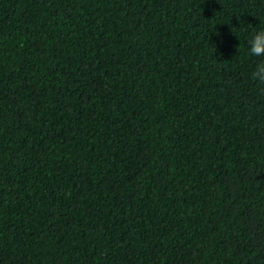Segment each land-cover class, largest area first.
Here are the masks:
<instances>
[{
    "label": "trees",
    "instance_id": "1",
    "mask_svg": "<svg viewBox=\"0 0 264 264\" xmlns=\"http://www.w3.org/2000/svg\"><path fill=\"white\" fill-rule=\"evenodd\" d=\"M261 27L264 0H0V264H264Z\"/></svg>",
    "mask_w": 264,
    "mask_h": 264
},
{
    "label": "clouds",
    "instance_id": "2",
    "mask_svg": "<svg viewBox=\"0 0 264 264\" xmlns=\"http://www.w3.org/2000/svg\"><path fill=\"white\" fill-rule=\"evenodd\" d=\"M239 23L243 20L238 21ZM247 53L250 57H264V27L255 30L247 40ZM253 79L264 82V60L255 64Z\"/></svg>",
    "mask_w": 264,
    "mask_h": 264
}]
</instances>
